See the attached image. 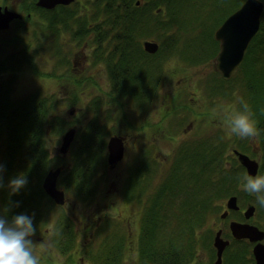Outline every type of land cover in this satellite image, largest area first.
I'll return each mask as SVG.
<instances>
[{"label": "trees", "instance_id": "1", "mask_svg": "<svg viewBox=\"0 0 264 264\" xmlns=\"http://www.w3.org/2000/svg\"><path fill=\"white\" fill-rule=\"evenodd\" d=\"M36 1L16 0L14 4L17 6L9 3L2 4L9 5L10 8H15L14 10L21 11L24 14L23 18L15 22V32L8 33L10 30H5L6 32L2 31L0 33V53L3 49L17 52L13 57L7 58V69L16 67L12 63L20 57V46L25 45L29 50L28 45H31L30 40L34 36L37 37L36 44L40 53L51 51L54 55H57L58 60L66 62L68 50H66L65 45L60 44V39L66 37V44H69L71 41H69L66 33L73 30V40L79 42V44L82 43L79 48L82 45L84 46L85 43L90 45L92 50L91 61L95 64L105 63L109 76L113 80L114 89L124 94L130 92L133 96L142 100V106L150 103V100H146L147 96L154 100L155 87H157L159 81H164L162 73L164 59L174 55L180 57L188 65V63L191 64L200 59L194 52L203 51L205 57H215L217 55L220 42L215 38L216 30L228 15L244 2V0H236L235 5L226 15L217 16L215 4L227 6L231 0H140L139 4H137L138 0H90V5L83 2L88 7L86 13L85 10H82L81 3L77 10H72L67 5H59L54 9H44L37 6ZM31 12L35 13L36 16L26 15ZM90 12L98 16H95L94 20H90L88 17ZM197 20H201V23L202 21L203 23L206 22L204 29L208 30L207 33H201L203 27L200 30L193 28L194 24H196L195 27L201 28L200 24H197ZM145 31L148 32L149 36L157 37L160 41V49L155 54L146 52L142 46L140 35ZM54 36L57 37L52 39ZM109 46H113V48L107 49L106 47ZM212 46L214 53H209L208 48ZM106 52L110 57L104 55ZM161 53L165 56L158 61L156 55ZM246 57V60L244 59L232 78L225 79L218 71L219 78L217 77L216 82L222 85L230 80L236 79L238 81V91L241 94L240 107L250 112L249 115L252 116L257 128V136L260 138L264 150V13L262 26L251 41ZM22 59L21 61H23ZM200 60H202V57ZM157 68H161V72L157 73ZM76 77L77 75L71 76L70 79L71 84H74L79 94V88L85 82L84 78ZM87 78L89 81H86ZM219 79L221 82H218ZM95 80L97 79L90 74L86 75V82L94 84ZM211 87L215 89V85ZM77 98L76 95V101ZM45 101L41 97L37 99L39 103L38 123L35 128L32 124L36 116H22L21 125L19 124L20 126L17 127L15 126L14 117L11 115L7 117V130L3 133L5 142L10 144L11 141L12 143L13 136L11 133L15 131L18 138L24 139V142L25 139L28 140L29 145L27 147L18 148L7 145L2 147L0 145V155L4 154L3 164L7 174L6 178H0V195L4 196L5 201L2 210L18 229L25 232L36 231V234L39 233L36 228V208H40L41 205L43 209L48 201L52 205H57L47 196L42 186L47 171L53 168L50 166V153L45 145L44 137L53 125L57 129L63 127L60 132L65 129L61 122L57 120L58 116L51 115L48 111ZM110 102L117 103V97ZM22 105L25 107L24 103ZM173 108L176 109V105ZM88 129L91 130L90 127ZM80 136H82V140L79 141L78 147H74L70 158L61 154L56 156L60 160L56 162L54 167L64 164L60 175V183L64 187L71 184L72 188L78 191L80 198H83L82 200H95L98 193L101 195L102 191L106 189L103 172L108 170L106 169L108 163L105 149L107 142L106 139L101 140V136L104 137V134L99 133V135H96L88 131L84 133L80 131V133H77L74 144ZM87 137H89L88 140H86ZM97 140L99 144H97ZM226 150V144L221 148L212 141L186 144L182 148L179 161L175 162L176 171L170 176L172 180L162 183L159 191L157 190L151 196L150 205L159 217L163 205L168 206L165 209L167 212H169V207L175 206L174 199L176 195L166 196L162 192L165 188H177L176 183L179 184L185 194L190 189L192 199L197 200V202L190 200V198L184 200L179 210L181 222L183 221L181 225L183 253L192 251L193 244L190 242L192 233L194 229L197 230V228L202 227L203 222L197 217L199 214L197 205L199 203L208 205L206 200L199 199L198 192L214 188V198L220 195L224 197L231 189L236 190L242 180L238 165L232 163L228 166L222 160ZM203 152L213 154L215 160H210L211 156L207 160L203 159ZM218 152H221L220 158H218ZM104 156L105 159L102 158ZM19 161V165L23 163L29 176L27 179H23L21 185L16 183L17 179L13 176L14 169ZM101 173V179H104V181L100 184L98 175ZM185 175L189 177L187 180H183ZM10 181H12V184H10ZM135 181L133 179L129 183L132 184ZM184 182L188 183L186 188ZM233 182L237 184H232ZM126 198L131 199L128 196ZM166 198L170 200L166 202ZM42 209L39 213H44ZM172 213H178L176 208L172 209ZM159 222L162 224L161 218L150 228V241L143 243V250H146L149 255H155L153 261L159 259L165 251L172 253L178 251V243L174 240L167 242L162 232L159 231ZM63 229L65 234L59 236L62 238L65 235V239L59 241L58 247L65 252L75 241L73 238L75 228L70 219H68ZM153 229L155 234L152 235ZM106 231L104 236H111L110 225H108ZM188 238L189 245L186 244ZM30 244L18 242L0 234V264H46L48 262L47 257L46 261L42 259L38 262ZM187 247L190 248L185 250ZM233 248L234 246L231 247V249ZM238 250L236 248L233 252H238ZM105 260L107 263L112 262V255H103L102 261L104 263ZM158 261L156 260V264ZM225 263L239 264V258L234 257L232 261H228L226 258Z\"/></svg>", "mask_w": 264, "mask_h": 264}, {"label": "rangeland", "instance_id": "2", "mask_svg": "<svg viewBox=\"0 0 264 264\" xmlns=\"http://www.w3.org/2000/svg\"><path fill=\"white\" fill-rule=\"evenodd\" d=\"M15 1L16 0H0V4L2 5L3 3H9L15 5ZM78 1L79 2H77L76 0L68 6H70V9L72 10H77L81 3V5L83 6L82 10H85L86 13L88 7L83 2H86L88 5H90V0ZM235 2L236 0H231L227 6L223 4H215L216 15H226L230 11L232 6L235 5ZM95 16L98 15L90 12V16L88 17L90 20H94L96 18ZM197 24H200L201 28L195 27L196 24H194L193 28L200 30L203 27L201 33L203 34L208 32L207 29H204V27H206V22L203 23L202 21L201 23V20H197ZM73 25L74 27H76L75 24ZM72 32L73 30L66 33L68 34L67 36L71 41L69 44H66V37H64V39H60V44H63L67 47L66 50H68L69 56L67 54L66 60L69 61L66 63L71 68L74 59L73 57H75L77 61H81L83 57H86V53L88 52V48H79L82 43H75V41L73 40L74 37L72 35ZM140 36L142 46L144 45V40L147 39L157 40L160 43L157 37L154 38L152 36H149L147 31L143 32V34H141ZM55 37L57 36L52 37V39ZM73 43L77 44L78 47H76ZM77 50H80V53H78L79 51L76 52ZM208 50L209 53H214L213 46L208 48ZM194 54L199 56L200 59L202 57V60L197 59L195 62H192L191 64L188 63L187 65V63L178 56L172 55V57L164 59V62L162 63V73L164 75V81H161L162 83H158L157 87H155L156 93L154 96V100L157 98H160V100L156 103L153 102L154 100L150 99L147 96L146 100H150V103H146L144 106H142V100L138 99V97L133 96L130 92H126V94H124L119 91L116 95L117 103L110 102L116 97H108L107 99H105V97L100 95L102 91L97 90L95 85L91 83L83 85L86 88L85 95H79L77 101L72 102L71 98L74 97V95L72 94V92H69V90L73 88L72 85L59 86V84L57 83V79L52 80V78H49L46 74L41 73L38 77V87L44 86V93L47 92L48 88L45 85L55 84V87L52 86L53 89L51 90V92L55 93L56 95L51 96V98H54L56 100H54L55 105L54 107H52L53 109L52 111H50V113L54 112L56 109L54 115L58 116L57 120L60 121L61 125L65 128L60 132V129L63 127H59L58 129L54 125L50 127L48 133L44 137V142L48 147L49 153L50 150L52 153L53 148H56L61 144V136L71 126H76L78 133H80V131L81 133L88 131L91 134L94 133L96 135H99V133L103 131L104 137L101 136V140L108 139V131L111 133V135L115 132L120 134H127L129 135L128 143H130L129 146L131 147L128 146L125 158L117 164L116 168L108 169L107 165L106 169L108 170H104L103 172V176L106 180L104 183L106 189L105 191H102L101 195L100 193H98L97 199L88 201L82 200L83 198H80L78 191L74 190L71 184L65 186L69 203L63 207L55 205L53 208L52 204L48 207L49 213H47V216H52L51 219H47L46 221H44V225L48 223L50 225V227L46 226L48 231L47 236L49 237H45L46 239L44 241H41V239L38 237L40 233H20L13 226L12 222L7 219L3 220V223L0 227V233L4 236L11 237L18 242L31 243L30 247L33 249L38 262L47 257L48 262L46 264H96L91 263L90 260H88V257L84 255L86 252L91 250L93 246L92 244L94 243L93 241L89 240L90 232L93 231V239L94 241L98 242L100 240V234L106 227H108V223H110L112 227H116L114 226V224L115 216H117L116 213H118V211L115 210V205L119 206L122 213L129 212L131 210L130 205L127 204L130 202V200L124 197V202L121 201L119 195L115 192L116 185L118 183L121 184V182L120 180L115 181L113 177H117L120 175V173H122L126 176V178H128L135 165L136 152L139 149L140 153H142V148L139 147L144 144L142 143V141H139L145 139V134L143 132L142 126L145 122L144 115L151 104H153L151 106L152 109L154 108L158 110L161 108L162 117L160 122L162 124H165L161 129V137L166 138V141L164 142L161 139L156 138V135L154 133H151L150 135V140L157 142L150 149L151 154L149 158L152 189L158 186L165 175L168 174L172 169H174V159L178 157V155L167 162L166 166L162 164V161L167 157V155L173 153L174 150L176 151L175 153H177L178 145L182 140H185L182 139V136L179 132H181L185 128H188L189 126L193 128L191 134H193L194 136L198 137L199 139H206L207 137H210V140L217 143L221 148H223L226 144V149L228 151H231L235 146L241 147L240 143L245 148L249 147L245 144H250L252 137L256 134V132L250 126V124H254L251 114L249 115L250 112L240 107L241 94L240 91H238V81L234 79L227 81L222 85L217 84L216 80H218L217 77L219 78V72L216 68V58L212 57L211 55V57H205L203 51H197L194 52ZM161 55H163V53L159 54L157 58L158 61L160 60ZM41 56L38 58L39 66L47 67L46 70L51 68L50 62L46 63V57ZM47 58L51 60L53 65L56 67L55 72L57 71L58 73H61V68H64V65L60 64V62H58L55 58L51 57L50 54H48ZM160 69L161 68L156 69L157 73L161 72ZM101 71L102 70L100 67H93L92 65H89L82 73V76L93 73L98 80L101 78L104 81H108V79L106 78L107 76L103 75ZM105 73L106 71L104 70V74ZM47 78H49V80H47ZM56 78L59 77L56 76ZM218 82H221L220 79ZM212 85H215V89H212ZM33 86L36 87L34 84ZM102 86L104 85L102 84ZM38 87L36 88L40 93L43 88ZM107 88L109 90L111 89L110 86H107ZM138 100L141 102H139ZM174 105H176V109L173 108ZM154 109L152 110V113H154ZM71 111H73L74 114H71ZM152 120L155 122H159L158 112H156V114L152 117ZM134 124L140 125L137 127V135L135 134V132L128 134L127 132L129 131V127L134 126ZM88 127H90L91 130H89ZM196 133H201L203 135L199 136L196 135ZM134 135H136V138ZM88 138L89 137H87L86 140H88ZM194 138L195 137H189L187 141L193 140ZM0 139H4L2 133H0ZM80 140H82V136H80L78 138V141L71 146L72 151L74 147H78ZM97 144H99L98 140ZM5 145H8L7 142H5ZM105 145V149L107 152V143ZM134 148L138 149H136L135 151ZM220 157L221 156L218 155V158ZM102 158L105 159V156ZM176 161H179V158ZM49 162L50 166L54 167L56 162H58V159L50 157ZM18 163H20V161ZM19 169L23 172V174L28 175L25 171L26 169L23 166V163L19 165ZM139 175L140 173L137 170L132 172L130 182L133 181L134 177L138 179ZM101 177L102 173L98 175V182L100 184L104 181V179H101ZM188 178L189 177L186 175L183 176V180H187ZM125 182L126 180L123 182V184ZM112 184L114 185V189L112 188ZM185 184L186 185L184 187L186 188L188 183ZM125 186L124 192L126 190ZM136 188L139 190L142 189L141 182ZM179 193L180 195L178 197H175L174 199V201H177L176 203L178 205L188 198L197 202V200L192 199L190 189L186 194L183 193L182 189ZM198 195L199 199L201 200L210 199V197L204 193L198 192ZM214 196L215 195H213L209 201L211 205H216L215 209L217 210V213H214L216 219L221 214L227 198L226 196L222 197V195L216 198H214ZM121 199L123 200L122 197ZM240 201L242 204L244 203V200L240 199ZM41 209L42 206L40 205V208H36V212H39ZM101 214H105L106 216L103 218L102 224H97V220L100 219ZM60 217L61 219H59ZM69 217L75 218V221L78 225L77 230L79 228H83L86 224L90 225L91 227H88L89 232H87L85 234L86 236H84V238L81 240V242L87 243L84 247H80L79 244L74 243L67 251L64 252L58 247V243L59 241L64 239L65 235L62 236V238L59 235L65 234L63 227L65 226ZM107 219L109 222L106 224ZM116 223L118 225V222ZM180 223H183V221L181 222V219ZM39 226L41 227V229L43 228L42 222L39 223ZM52 227L54 228V230ZM122 228L124 229V231H126V227L122 226ZM217 228L218 227H209V225L204 228H198V233L200 235L204 234V236L202 237L203 240L199 244H193L195 251H198L200 255L211 256L214 260L216 257V252L215 250H213L212 242ZM133 258L134 255L131 259H129V262L135 261ZM227 259L230 261L234 260L233 254L227 253ZM97 261L102 263L100 260ZM105 263H107L106 260ZM111 263L112 262H109L107 264Z\"/></svg>", "mask_w": 264, "mask_h": 264}, {"label": "flooded vegetation", "instance_id": "3", "mask_svg": "<svg viewBox=\"0 0 264 264\" xmlns=\"http://www.w3.org/2000/svg\"><path fill=\"white\" fill-rule=\"evenodd\" d=\"M78 1V0H77ZM245 1V0H244ZM141 1L138 0L137 4H139ZM59 6V5H58ZM68 6V5H67ZM12 8V7H11ZM56 8V7H55ZM15 9V8H14ZM54 9V8H53ZM24 15V14H23ZM27 16H36L35 13H27ZM23 18V17H22ZM13 20L11 23V26L8 29H2L0 30V33L2 31L6 32L5 30H10L8 33H13L16 31L14 28L15 22L17 21ZM33 27V25H32ZM26 30V29H25ZM35 30V29H32ZM28 32V30H26ZM29 33V32H28ZM37 37L34 36L30 40L31 45H28L29 50L25 47V45H21V54L20 57L17 59L16 62L12 63V65H16L15 68L11 67L9 69L6 68L7 64V58L13 57L17 52H11L9 50L3 49L0 53V133H4L7 130V117L9 115L14 117L15 126L21 125V118L22 116H36L33 120L32 126L37 127L38 123V107L39 103L37 102V99L39 97L44 98L45 100H49L51 96L56 95L55 93H52L51 90L53 87H55V84H47V92L44 93V86L38 87V77L39 75L46 74L49 78H52V80L57 79V83L59 86H67V85H74L71 84V76L77 75L79 78H84V84L81 85L79 88V94L76 87H73L69 90V92H72L74 97H72V102H76V95L79 97V95L83 96L85 95L86 88L83 85L88 84L89 81L88 78L86 79V75L82 76V73L84 70L89 66L92 65L93 67H100L101 72L103 75L107 76L106 78L108 81H104L103 79H97L93 73H90V75L97 80H95L96 89L99 91H102L100 93L101 96L105 97L107 99L108 97H116L118 92L113 87V80L110 78L108 70L106 68L105 63H94L91 61L92 58V50L90 48V45L85 43L84 46L82 45V48H88V54L86 53V57H83L81 61H77L75 57H73L72 62V68L67 65L66 62H62L58 60L57 55L54 56L53 52L51 51H42V56L40 54V51L38 49V46L36 44ZM70 41V40H69ZM79 43V42H75ZM74 45L76 47L77 44ZM107 49H112L113 46L106 47ZM79 49V48H78ZM79 51V52H78ZM76 52L80 53V50H77ZM105 52V50H103ZM158 52V51H157ZM155 52V53H157ZM153 53V54H155ZM48 54H50L51 57L57 59V61L60 62V64L64 65V68H61V73L55 72V66L53 65L52 61L47 58ZM104 55L108 56V52L104 53ZM46 57V61L50 62L49 69L46 70L47 67H41L39 66L38 58L39 57ZM159 56V55H156ZM105 57V56H104ZM164 57L163 55L160 56V59ZM23 58V59H22ZM86 58V59H85ZM21 59L23 61H21ZM69 61V60H68ZM67 61V62H68ZM79 64V66H78ZM86 65V66H85ZM39 68V72H38ZM104 70L106 73L104 74ZM59 77L56 78L55 76ZM76 77V78H77ZM47 78V80H49ZM51 81V80H50ZM30 83V84H29ZM159 83H162L159 81ZM33 84L38 88H43L42 91L39 93L38 89L33 86ZM92 84V83H91ZM102 84L105 86H102ZM53 86V87H52ZM107 86H110L111 89L109 90ZM29 88V89H28ZM46 95H43V94ZM74 99V100H73ZM160 98L155 99L154 102H158ZM22 103L25 104V107H23ZM153 104H151L148 107V110L146 111L144 115V124H143V132L145 134V139L140 140L142 141L144 145H142L139 148H142V153H140L138 148V151L136 152V158H135V165L133 167V170H137L140 175L138 179L134 177L136 180L134 183L130 184V178L131 173L128 178L122 173H120L119 176L113 177L115 181L121 182L116 185L115 192L119 195V198L121 201L124 202V197L128 196L131 197L130 202L127 203L130 205L131 210L129 212H121V209L118 205H115V210L118 211L116 213L117 216H115V224L112 227L111 226V236H100V240L98 242L94 241V237L92 236L93 231L90 232L89 240L93 241L91 250L86 252L84 255L88 257V260H90L91 263L96 264H107L102 261L103 255H112V263L111 264H156V260H159L157 264H214V259L211 256H204L200 255L198 251H195V248H192L191 252H182L181 243L183 241L182 238V231H181V215H180V209H181V203L178 205L176 203L175 206L169 207V212H167L165 209L168 208V206L163 205L162 213L159 217V215L155 214L152 210V206L150 205L151 196L154 192L157 190L159 191L160 184L156 186L154 189L151 188V176H150V163L149 158L151 151L150 149L153 147L154 144L157 142L150 140L151 133H154L156 135V138L161 139L162 141H166V138L161 137V129L165 124H162L160 122L161 120V108L156 110L154 109V113H152L153 109L151 108ZM53 107V100L51 102V106L48 105V111H52ZM73 112V111H71ZM78 112V111H77ZM158 112L159 114V122H155L152 120V117ZM74 114V113H73ZM20 124V125H19ZM140 125H135L132 127H129V133L135 132L137 135V127ZM250 126L254 129L256 132L255 135H253L252 140L250 144H245L249 147H244L241 143V147H233L238 148L241 151H244L248 153L252 158H255L260 163V170L257 176L255 177H249L247 174L246 168L241 165L238 161V157L234 152L229 151L226 153V156H223L222 160H224L225 163L230 166L232 163L238 165V167L241 170V176L242 180L237 187V190L231 189V191L237 192V202L239 204V207L229 208L228 202L227 204L223 206V210L221 211V214L218 218L215 219L214 213H217V210L215 209V206L210 204V199L213 196L214 188H209L204 190V193L207 196L210 197V199L206 200L208 205H200L198 204L197 207L199 209V214L197 217L201 219L202 228L209 225V227H218L215 231L214 239L218 231H221V236L224 239H229L230 244L234 246L233 249L226 248L224 255H223V264L225 263V258H227V253H232L234 257L239 258V264H257V259L254 254V247L262 243L264 245V168L261 170L262 164H264V150L261 146L260 138L257 136L256 126L255 124H250ZM180 130V129H179ZM193 130L192 127L185 128L182 130L180 135L182 136V140L177 148V153L174 150L173 153H170L167 155V157L162 161V164L166 166L167 162L172 160L176 155L174 159V162L179 158L180 153L182 152L183 145L185 146L188 143L191 142H210V137H207L206 139H199L198 137L191 134V131ZM103 132V131H101ZM120 134V133H118ZM184 134V135H183ZM13 136L12 143L8 144L7 146H13L18 148L27 147L29 145V142L27 139H20L17 137L15 131L11 133ZM125 137V144L126 148H128L129 144V135L122 134ZM136 135L135 138H136ZM196 135L202 136L201 133H196ZM178 136V135H177ZM110 137V136H109ZM189 137H195L193 140L187 141ZM14 139H16L14 141ZM177 139V138H176ZM174 139V140H176ZM168 140V139H167ZM244 142V141H243ZM246 143V142H245ZM0 144L2 146L5 145V140L0 139ZM131 147V146H129ZM53 148V147H52ZM59 151V146L56 148H53L52 153L50 150V157H54L55 159H59L60 153H57ZM219 156H221V152L217 153ZM4 155V154H3ZM3 155H0V178H6L7 174L5 172L4 164H3ZM229 155V156H228ZM211 156V157H210ZM210 157V158H209ZM156 158V157H155ZM215 160V157L213 154H206L203 152V159L207 160ZM145 161V163H144ZM142 164V166H139V164ZM264 166V165H263ZM171 170V169H170ZM232 171V168L230 169ZM229 170V171H230ZM134 172V171H133ZM14 178L17 179L16 183L20 184L22 183L23 179H27L28 175H24L23 172L19 169V163L17 167L14 169ZM168 174L165 175V177L162 179V181L166 180H172V177H167ZM126 180V182L123 184V182ZM142 184V189L139 190L136 187L140 184ZM237 184V183H232ZM126 185V186H125ZM135 185V186H134ZM124 186L126 188L124 192ZM133 186L135 188V191L133 190ZM112 188L114 189V185L112 184ZM252 191V200L248 198L249 192ZM181 190L179 189H166L162 192L163 194L167 195H176L175 197H178L180 195ZM143 194V196H142ZM233 193H229L228 197L231 196ZM123 198V200L121 199ZM240 199L244 200V203L242 204ZM170 199L166 198V202H168ZM177 202V201H175ZM251 205L255 206V210L252 213H247L249 210V207ZM176 208L178 213L173 214L172 209ZM128 213V214H126ZM213 215V217H212ZM113 217V216H112ZM114 218V217H113ZM159 218L162 219V224L159 222V231L162 232L163 237H165L166 241H176L178 243V251L175 253L172 252H164L162 253V256L159 259H155L153 261L154 254H147L146 250H143V243H148L150 241V228L151 226H154L159 220ZM233 221H237L239 223L243 224H249L253 227H256L255 229L258 230V233L261 232L262 237L258 239L252 240L250 237H241L239 240L235 239V235L233 233L231 224ZM118 222V225L117 223ZM99 224V221L98 223ZM126 227V231L122 228ZM77 223L75 225V236L73 237L77 244H79L80 247H84L87 243L81 242V240L86 236L85 234L89 232L88 227L91 226L86 224L83 228H79L77 230ZM42 233L38 235V237L41 239V241H44L47 236V228H44ZM103 233V232H102ZM257 233V234H258ZM155 234V230L153 229L152 235ZM204 234L200 235L197 231L196 236L192 233L191 241L192 244L200 243L203 239L202 237ZM152 237V236H151ZM213 239V250L216 252L217 257V248L214 246L215 240ZM235 239L236 241L232 243V240ZM186 244L189 245V238L186 239ZM190 247H187L185 250H188ZM236 248H238V252H233ZM229 250V251H228ZM134 255L135 261H130ZM168 257V258H167ZM215 257V259H216ZM83 259V258H82ZM100 260L102 263L98 262L97 260ZM46 261V257L44 258ZM228 260V259H227ZM229 261V260H228ZM82 264V263H81ZM87 264V263H86Z\"/></svg>", "mask_w": 264, "mask_h": 264}, {"label": "water", "instance_id": "4", "mask_svg": "<svg viewBox=\"0 0 264 264\" xmlns=\"http://www.w3.org/2000/svg\"><path fill=\"white\" fill-rule=\"evenodd\" d=\"M73 1L74 0H38L37 4L46 8H54L57 5L70 4ZM263 11V0H245V2L229 15L216 30L215 37L221 43L216 66L224 78H230L243 61L251 40L261 27ZM21 17L22 14L20 12L10 9L8 6L5 8L0 6V30L9 28L13 19ZM143 44L145 50L151 53L157 52L160 47L159 43L155 40L147 39ZM76 133V127H70L65 131L62 135V143L57 153L66 155L69 152L75 140ZM108 149L110 167L113 168L125 155V138L121 135H113L109 140ZM234 152L239 157L241 164L246 167L248 174L253 176L257 175L259 170L258 161L253 159L248 153L238 149H234ZM62 169V166L50 169L43 182V186L48 194L53 197L56 203L61 205L66 202L65 190L57 185ZM228 207L234 209L238 208L237 196L229 198ZM253 211L254 208L250 207L247 213L249 214ZM1 218L0 212V222ZM231 227L237 238L248 236L254 240L263 236V234L261 236V232L258 233V230L255 229L256 227L249 224L233 221ZM214 243L217 247V260L215 264H222L223 251L228 245L229 240L224 239L221 236V231H218ZM254 253L257 264H264V245L262 243L254 247Z\"/></svg>", "mask_w": 264, "mask_h": 264}]
</instances>
